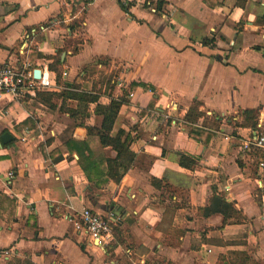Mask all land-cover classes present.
<instances>
[{
	"label": "crops",
	"instance_id": "crops-1",
	"mask_svg": "<svg viewBox=\"0 0 264 264\" xmlns=\"http://www.w3.org/2000/svg\"><path fill=\"white\" fill-rule=\"evenodd\" d=\"M56 60L65 86L123 98L112 135L135 158L118 183L63 147L87 137L77 101L36 96L65 89ZM26 63L54 89L0 100V264H264V149L242 150L264 133V0H0V68ZM214 197L236 214H205ZM84 207L112 241L75 229Z\"/></svg>",
	"mask_w": 264,
	"mask_h": 264
},
{
	"label": "trees",
	"instance_id": "trees-1",
	"mask_svg": "<svg viewBox=\"0 0 264 264\" xmlns=\"http://www.w3.org/2000/svg\"><path fill=\"white\" fill-rule=\"evenodd\" d=\"M204 43L208 44L209 42L204 41ZM58 63L59 60H56L55 63L50 65V69L56 73L58 72ZM56 80L57 84L60 83V72L57 73ZM64 87L65 89L59 93L38 91L36 94L38 98L51 108L55 107L52 103L53 98H68L77 101L76 108L67 110L75 125L84 127L87 130V137L82 141L73 138L65 139L62 143L63 147L70 155L75 153L78 156V163L83 172L89 181L96 186L107 182L109 178L118 183L132 166L135 158L134 154L129 152L127 139L126 141L121 140L123 131H118L112 135L113 125L124 102L123 98L112 99L109 104L104 105L97 102V94L77 91L79 86L76 84H66ZM127 94V91L123 89V96H127ZM94 102H96L95 114L102 117L100 127L85 125L87 107L89 103ZM62 106L61 109H64ZM104 147H111L116 151V157L114 159L106 158L102 151ZM181 163H183L182 160ZM211 206L205 211V214L221 213L225 219L236 214L232 204L220 197H214Z\"/></svg>",
	"mask_w": 264,
	"mask_h": 264
},
{
	"label": "built area",
	"instance_id": "built-area-1",
	"mask_svg": "<svg viewBox=\"0 0 264 264\" xmlns=\"http://www.w3.org/2000/svg\"><path fill=\"white\" fill-rule=\"evenodd\" d=\"M62 76L67 77V72L64 71ZM116 85L118 89L124 86L120 80H117ZM39 89H54V85L46 74L36 78L29 64L26 63L22 67L6 65L0 68V100L5 95L17 98L28 91ZM259 127L263 128V125L260 124ZM251 147L264 149V133L259 132L252 141L245 142L242 150L249 151ZM259 166L264 170L263 161H260ZM8 176L11 177L12 172L8 173ZM73 225L76 230L84 231L93 242L100 245L109 243L113 239L112 221L91 208H82Z\"/></svg>",
	"mask_w": 264,
	"mask_h": 264
},
{
	"label": "rangeland",
	"instance_id": "rangeland-1",
	"mask_svg": "<svg viewBox=\"0 0 264 264\" xmlns=\"http://www.w3.org/2000/svg\"><path fill=\"white\" fill-rule=\"evenodd\" d=\"M103 74H104V72H97L96 70H93V69H89V71L87 72V74L84 76V77H82L84 80L85 79H88V76H90V78L89 79H92V78H95V82L97 83V85H98V83H100L101 81H103L104 80V78H103ZM119 76V75H118ZM121 78V77H120ZM119 78V79H120ZM122 81V80H121ZM123 82V81H122ZM60 84L62 85L63 84V82H62V80L60 79ZM62 86H64V84L62 85Z\"/></svg>",
	"mask_w": 264,
	"mask_h": 264
},
{
	"label": "water",
	"instance_id": "water-1",
	"mask_svg": "<svg viewBox=\"0 0 264 264\" xmlns=\"http://www.w3.org/2000/svg\"><path fill=\"white\" fill-rule=\"evenodd\" d=\"M40 71L39 70H35L34 71V76L36 77V78H39L40 77ZM11 140H13V137L9 134V133H4V134H2L1 135V142L2 143H6V142H9V141H11Z\"/></svg>",
	"mask_w": 264,
	"mask_h": 264
}]
</instances>
